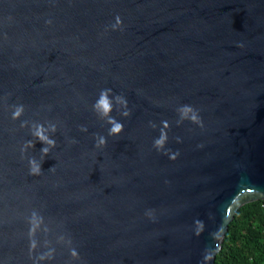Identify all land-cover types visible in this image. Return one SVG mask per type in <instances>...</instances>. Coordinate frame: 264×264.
<instances>
[{"label":"water","instance_id":"95a60500","mask_svg":"<svg viewBox=\"0 0 264 264\" xmlns=\"http://www.w3.org/2000/svg\"><path fill=\"white\" fill-rule=\"evenodd\" d=\"M259 200L264 0H0V264H214Z\"/></svg>","mask_w":264,"mask_h":264},{"label":"trees","instance_id":"16d2710c","mask_svg":"<svg viewBox=\"0 0 264 264\" xmlns=\"http://www.w3.org/2000/svg\"><path fill=\"white\" fill-rule=\"evenodd\" d=\"M214 264H264V201L237 211Z\"/></svg>","mask_w":264,"mask_h":264},{"label":"clouds","instance_id":"9594fccd","mask_svg":"<svg viewBox=\"0 0 264 264\" xmlns=\"http://www.w3.org/2000/svg\"><path fill=\"white\" fill-rule=\"evenodd\" d=\"M96 107L102 111L103 113H107L109 110V103L108 100L106 98V96L104 94H101ZM21 107H17L16 110L12 113V118L15 119L16 117L19 116L20 112H21ZM23 126V125H21ZM49 131H55V126H51L49 129ZM120 130V125L118 123L114 124L111 128H110V133L115 134ZM31 131V135L35 137L36 141L40 142L42 145H46V146H42L40 149V153H41V157H43L44 155H46L49 151V148L55 146V141L50 139L46 134H45V128L43 125L37 123L35 124L34 127H32L30 129ZM101 143L102 138H101ZM159 143V141L157 142ZM26 146L27 147H32V141L29 140L26 142ZM24 148L22 147L21 151L23 152ZM40 164L37 163L34 160H29V171L30 174H39L40 172Z\"/></svg>","mask_w":264,"mask_h":264}]
</instances>
